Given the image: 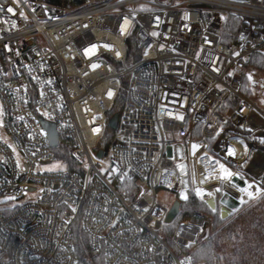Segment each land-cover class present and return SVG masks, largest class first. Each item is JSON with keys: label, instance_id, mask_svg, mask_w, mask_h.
Listing matches in <instances>:
<instances>
[{"label": "built area", "instance_id": "1", "mask_svg": "<svg viewBox=\"0 0 264 264\" xmlns=\"http://www.w3.org/2000/svg\"><path fill=\"white\" fill-rule=\"evenodd\" d=\"M262 51L264 0H0V200L16 198L0 204L16 205L0 213V264H84L80 226L104 264H200L188 258L210 216L178 220V250L165 239L167 215L184 200L179 167L213 212L254 200L240 191L250 183L264 188V112L241 91ZM44 123L56 127V148ZM217 160L241 177L217 179ZM166 192L176 194L171 207Z\"/></svg>", "mask_w": 264, "mask_h": 264}, {"label": "trees", "instance_id": "2", "mask_svg": "<svg viewBox=\"0 0 264 264\" xmlns=\"http://www.w3.org/2000/svg\"><path fill=\"white\" fill-rule=\"evenodd\" d=\"M55 6L72 8L80 5L85 0H38ZM239 22L230 18L226 27L224 41L234 42ZM257 69L264 67V54L261 52L253 55L249 61ZM247 77L243 80L242 94L247 98L251 96L248 89ZM63 157L69 158L68 155ZM189 199L181 204V215L175 223L166 226L165 239L172 243V233L179 219L185 218L193 212H208L213 218V235L200 246L195 248L189 258L192 262L200 264H251L264 248V194L260 195L240 209L229 218L221 219L218 213L212 212L206 205L199 202L195 196L189 194ZM238 208V205L233 206ZM168 230V231H167ZM76 247L80 261L84 264H104V258L100 254L93 253L83 229L78 227L76 231Z\"/></svg>", "mask_w": 264, "mask_h": 264}, {"label": "rangeland", "instance_id": "3", "mask_svg": "<svg viewBox=\"0 0 264 264\" xmlns=\"http://www.w3.org/2000/svg\"><path fill=\"white\" fill-rule=\"evenodd\" d=\"M262 54H264V51L261 52ZM248 73H247V76L249 74H251L253 76V80L254 81H259V83H254L253 81H249V84H248V89L251 91V96H248V98L256 105L257 107V110L258 111H262L264 112V103H261V100H264V88H262L260 85L261 84H264V67L263 68H259L257 69L256 67H254L253 65H249L248 64ZM246 76V77H247ZM99 167L101 170H105V168L107 167L108 165V162L107 160H100L99 161ZM226 167L229 168V170L232 171V169L230 168V166L228 165H225ZM52 168V167H51ZM50 168V169H51ZM180 168V173L182 175V178H183V183L182 185L180 186V191H179V196L181 197V193H185L186 195L189 196V193H190V180H189V177H188V170H187V167L186 165H182L181 164V167ZM105 172V171H104ZM175 197H176V194L174 192H166L164 193L161 197H160V200L161 202L168 206V207H171L173 202L175 201ZM258 198V197H257ZM256 198V199H257ZM254 199V200H256ZM253 201V200H251ZM249 201V202H251ZM247 202V203H249ZM245 203V204H247ZM243 204V205H245ZM242 205V206H243ZM235 206V205H234ZM242 206L240 207H234V209L232 210L231 212V215L233 213H235V211H237L238 209H240ZM213 212V211H212ZM194 213V212H193ZM204 214H207L208 216L211 217V224L208 226L207 228V236L205 239H202L201 241H199L195 246L191 247V250L193 251L195 248H197L198 246H200L202 243H204L205 241H207L212 235H213V230H212V226H213V218H212V215H210L208 212H203ZM215 213H218L220 218H221V215H220V211H216ZM192 214V213H191ZM230 215V216H231ZM229 216V217H230ZM228 217V218H229ZM222 219V218H221ZM224 220V219H223ZM176 221H174L173 223H175ZM178 225V221L177 223L175 224V229ZM175 229L173 230V233H172V243H168L175 249V250H178L177 246L175 245V241L173 240V236H174V232H175ZM166 230V229H165ZM168 231V230H167ZM191 251V252H192ZM190 252V253H191ZM188 261H191L190 258H188ZM192 262V261H191ZM251 264H264V248L262 250V252L254 259V261L251 263Z\"/></svg>", "mask_w": 264, "mask_h": 264}, {"label": "snow or ice", "instance_id": "4", "mask_svg": "<svg viewBox=\"0 0 264 264\" xmlns=\"http://www.w3.org/2000/svg\"><path fill=\"white\" fill-rule=\"evenodd\" d=\"M13 2H14V3H17V5L19 4V0H13ZM7 11H8V12H12L13 9H12L11 7H9V8L7 9ZM20 15L23 16L24 13L21 12ZM157 19H158V18H157ZM185 19H187V14L185 15ZM129 22H130L129 19H128L127 17H125V18H124V24L121 26V29H120V30H121V33H123L124 30H125V29H124V25L129 24ZM185 27H187V25H185ZM152 35H153V36H156L157 33H156V32H153ZM5 47L7 48L8 46L5 45ZM106 47H107V46H106ZM95 50H96V46L93 45L91 48L85 49V53L88 54V55H91L92 53L95 52ZM116 54H117V56H119V52H117ZM233 55H239V53H238V52H237V53H233ZM97 66H98V65H93V67H97ZM214 71H219V69H218V68H217V69H214ZM228 75H229V76H232L233 73L229 72ZM247 79H248L249 81H253L254 83H259V81H254V80H253V76H252L251 74H249V75L247 76ZM260 86H261L262 88H264V84H261ZM218 87H219V86H218ZM112 94H113V93H112L111 91L108 92V96H109V97H111ZM261 103H264V100H261ZM242 111H243V108H241V112H242ZM4 114H5V113L3 112L2 106H0V127H3V126H4V121H3V119H2V117L4 116ZM45 115H47V113H45ZM18 119H23V117H18ZM180 119H183V117H180ZM94 131H95V132H99L100 130L97 128V129H94ZM217 135H219V132H217ZM260 142H261V143H264V138H262V139L260 140ZM5 145H6V148L11 149L13 153L16 152V148L13 147L11 144H7L6 141H5ZM192 147H193V149H196V148L199 147V145H193ZM227 155H228V156H232V155H234V152H233V150H232L231 148L228 149V151H227ZM216 164H218V166H219V173H218V175L216 176L217 179H219V180H221V181H223V182H225V183L231 185V182H232L233 177H241V173H240L239 171H231V170H229V168L226 167V166H225L223 163H221L219 160L216 161ZM15 166H16L17 168H21V163H20V160H19V159L16 160ZM55 168H60L61 171H63V167H62L61 165H53V167H52L51 169H48V171H52V170L55 169ZM102 171H103V170H102ZM213 171L215 172L216 170L213 169ZM252 188H253V185L250 183V184H248V186H247L246 188H241L240 191L243 192V193H245V195H246L249 199H255L256 197H258V196H260L262 193H264V188L256 187L255 192L250 191V189H252ZM219 190H220V189H217V191H219ZM42 191H43V190H42ZM196 193H197L198 196H200L201 198H203V195H204V194H203L202 190L197 189V190H196ZM209 195H211V193H209ZM181 198L184 199V200H186V201L189 199L188 195H186L185 193H181ZM15 199H16V198H15L14 196H8V197H6L5 200H0V204H6V203H8V202L15 201ZM241 202H242V203L245 202V201L243 200V198H242V201H241ZM14 207H16L15 204H11L10 208H8V209H5V208L0 207V213H3V212H5V211H10L11 208H14ZM72 211L75 212L76 209L73 208ZM105 211H107V210H105ZM144 211H148V209H144ZM48 223H51V221H48ZM57 235H59V233H57Z\"/></svg>", "mask_w": 264, "mask_h": 264}, {"label": "water", "instance_id": "5", "mask_svg": "<svg viewBox=\"0 0 264 264\" xmlns=\"http://www.w3.org/2000/svg\"><path fill=\"white\" fill-rule=\"evenodd\" d=\"M118 118H119L118 114H115L111 119L110 125L112 128H116L118 123ZM44 126L48 132L51 147L56 148L59 144V137L55 125L50 123H44ZM180 205L181 203L179 201L174 202L172 208L170 209L167 215L166 224L170 225L174 222V220L176 219L179 213ZM208 205L210 206L211 209H216L213 200L208 201ZM220 215L222 219H227L231 215V212L226 208H221Z\"/></svg>", "mask_w": 264, "mask_h": 264}, {"label": "crops", "instance_id": "6", "mask_svg": "<svg viewBox=\"0 0 264 264\" xmlns=\"http://www.w3.org/2000/svg\"><path fill=\"white\" fill-rule=\"evenodd\" d=\"M263 111V110H262Z\"/></svg>", "mask_w": 264, "mask_h": 264}]
</instances>
